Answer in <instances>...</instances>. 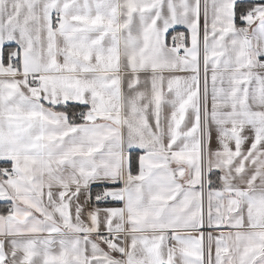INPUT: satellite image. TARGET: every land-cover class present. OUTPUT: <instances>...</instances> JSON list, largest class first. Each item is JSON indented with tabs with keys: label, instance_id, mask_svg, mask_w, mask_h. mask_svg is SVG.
I'll return each instance as SVG.
<instances>
[{
	"label": "snow or ice",
	"instance_id": "obj_1",
	"mask_svg": "<svg viewBox=\"0 0 264 264\" xmlns=\"http://www.w3.org/2000/svg\"><path fill=\"white\" fill-rule=\"evenodd\" d=\"M0 202V264H264V0H0Z\"/></svg>",
	"mask_w": 264,
	"mask_h": 264
},
{
	"label": "crops",
	"instance_id": "obj_2",
	"mask_svg": "<svg viewBox=\"0 0 264 264\" xmlns=\"http://www.w3.org/2000/svg\"><path fill=\"white\" fill-rule=\"evenodd\" d=\"M175 28H176V31L185 32V35L187 37H189V43H190V32L187 30L186 26H184V25H176ZM170 31H171V29H170ZM209 86L211 87V85H209ZM209 107H210V104H209ZM212 135H213L212 147L215 149L217 147V142H216V139H215V137H216L215 130H213V134ZM94 187H100V185H96ZM7 206L8 205L5 202H0V212H3ZM99 206L100 207H109V206H120V205L115 203V202H112V203H102ZM207 230L208 229H205V231H207ZM215 234L216 233H214V235Z\"/></svg>",
	"mask_w": 264,
	"mask_h": 264
},
{
	"label": "trees",
	"instance_id": "obj_3",
	"mask_svg": "<svg viewBox=\"0 0 264 264\" xmlns=\"http://www.w3.org/2000/svg\"><path fill=\"white\" fill-rule=\"evenodd\" d=\"M77 111H79V110H77ZM95 189H96V190H98V189H99V187H95Z\"/></svg>",
	"mask_w": 264,
	"mask_h": 264
},
{
	"label": "built area",
	"instance_id": "obj_4",
	"mask_svg": "<svg viewBox=\"0 0 264 264\" xmlns=\"http://www.w3.org/2000/svg\"><path fill=\"white\" fill-rule=\"evenodd\" d=\"M174 34V33H173Z\"/></svg>",
	"mask_w": 264,
	"mask_h": 264
}]
</instances>
